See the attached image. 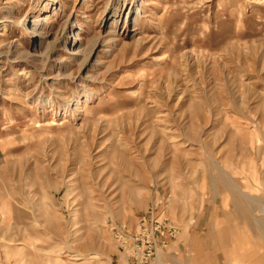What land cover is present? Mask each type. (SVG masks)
Instances as JSON below:
<instances>
[{
    "label": "rangeland",
    "instance_id": "obj_1",
    "mask_svg": "<svg viewBox=\"0 0 264 264\" xmlns=\"http://www.w3.org/2000/svg\"><path fill=\"white\" fill-rule=\"evenodd\" d=\"M141 1L0 0V264H152L217 175L264 199V0H148L116 35Z\"/></svg>",
    "mask_w": 264,
    "mask_h": 264
},
{
    "label": "crops",
    "instance_id": "obj_2",
    "mask_svg": "<svg viewBox=\"0 0 264 264\" xmlns=\"http://www.w3.org/2000/svg\"><path fill=\"white\" fill-rule=\"evenodd\" d=\"M223 177L217 175L214 183L222 184V192L209 191L206 200L200 196L202 215L187 224L194 233L177 240L174 256L160 255L152 264H264V199L252 203L246 187L245 195Z\"/></svg>",
    "mask_w": 264,
    "mask_h": 264
},
{
    "label": "bare ground",
    "instance_id": "obj_3",
    "mask_svg": "<svg viewBox=\"0 0 264 264\" xmlns=\"http://www.w3.org/2000/svg\"><path fill=\"white\" fill-rule=\"evenodd\" d=\"M126 6V5H125ZM146 6H149V3H148V0H142L141 2H139L137 5H134L133 7H131L130 8V12H128V15H127V18H126V20H125V23H126V27L124 28V29H121L120 30V28H119V17L121 16V14H122V12H120V13H118V16H116L117 14L115 13V15L113 16V17H118V21L115 23V27H113V29H114V33L116 34V35H118V36H121V35H127V34H129L130 32H134V30H136V29H134V30H130L129 28H131V26H132V23L130 24V21H132L133 20V22H136L137 20H138V15L139 14H142V11H144V8L146 7ZM47 7H48V5H47ZM134 7H135V10H134ZM64 12V11H63ZM54 13H55V11H54ZM57 14L58 13H56L55 14V16H57ZM107 22H108V20H106V22H105V26L107 25ZM18 24V23H17ZM129 24V25H128ZM118 28H119V30H118ZM37 32V31H36ZM47 33H50L49 31H46ZM46 34V33H45ZM112 36V35H111ZM78 37H80V34H77V38ZM75 39V42H77L79 39H81V38H79V39ZM104 43H106V42H99V43H96V44H94V45H92L91 47H92V49L90 50V52L88 53V54H84V50H80L81 49V47L79 46H77V48H75V49H73V50H71V55H79V54H81V52H82V54L80 55V57H81V61L79 62V67H80V69H83L84 67H86V65H87V62L90 60V58L95 54V52H96V50L99 48V47H101V46H104ZM107 44V43H106ZM89 47V46H88ZM83 49V48H82ZM88 50H89V48H88ZM109 54H110V52H109ZM77 61V60H76Z\"/></svg>",
    "mask_w": 264,
    "mask_h": 264
},
{
    "label": "built area",
    "instance_id": "obj_4",
    "mask_svg": "<svg viewBox=\"0 0 264 264\" xmlns=\"http://www.w3.org/2000/svg\"><path fill=\"white\" fill-rule=\"evenodd\" d=\"M137 241H141L144 244V237L138 238ZM147 245H148V243H147ZM146 253H147L146 256L148 257L149 253H150L149 250Z\"/></svg>",
    "mask_w": 264,
    "mask_h": 264
}]
</instances>
